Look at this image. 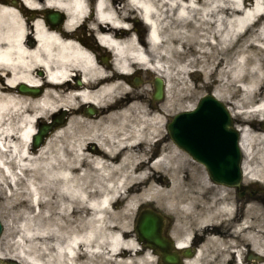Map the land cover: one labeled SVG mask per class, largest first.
<instances>
[{
  "label": "bare ground",
  "instance_id": "obj_1",
  "mask_svg": "<svg viewBox=\"0 0 264 264\" xmlns=\"http://www.w3.org/2000/svg\"><path fill=\"white\" fill-rule=\"evenodd\" d=\"M49 10L67 12L69 30L88 12L86 0H0V176L6 181L13 177L15 186L31 176L26 184L29 194L16 192L22 199L14 207L26 220L20 228H43L41 216L59 214L53 217L48 264H155V255L128 234L111 207L124 199L128 218L141 202L150 200L180 214L192 211L193 199L174 193L179 184L172 171L179 166V150L172 145L167 152L161 135L164 112L138 100L116 106L112 99L123 83H104L106 71L91 51L49 23ZM133 10L140 12L150 29L148 43L127 35L135 32L130 24ZM97 17L99 38L114 51L116 66L125 74L134 71V62L150 66L166 81L167 90L173 85L191 86V78L199 74L206 83L218 84L214 91L218 98L223 99L232 87L245 91L244 103H253L264 87V0H97ZM77 78L82 82L79 86ZM21 84L41 87L43 93L22 94ZM251 87L256 90L251 92ZM82 104L99 107L100 115L74 116L36 151L31 148L40 119L64 108L79 112ZM256 105L257 113L264 116V99ZM240 108L238 113H243ZM75 120H82L86 129L64 146L60 138L72 134ZM239 129L247 159L257 145L264 162V132L248 126ZM88 143L95 148H86ZM245 171L251 177L258 174L246 162ZM169 175L172 188L159 187ZM40 192L44 198L38 196ZM44 200L47 210L34 215L24 210L30 201L39 206ZM221 201L219 213L205 207V216L212 215L209 220L232 214L223 195ZM73 221L79 225L71 227ZM241 230H246L245 225ZM187 232L183 238L177 235L179 243L189 244ZM251 240L255 250L264 252L261 236L254 234ZM236 246L234 239L208 236L189 264L209 263L211 248L224 247L226 252ZM0 254L24 264H42L21 254Z\"/></svg>",
  "mask_w": 264,
  "mask_h": 264
},
{
  "label": "rangeland",
  "instance_id": "obj_2",
  "mask_svg": "<svg viewBox=\"0 0 264 264\" xmlns=\"http://www.w3.org/2000/svg\"><path fill=\"white\" fill-rule=\"evenodd\" d=\"M171 25H176V21H171ZM153 77V76H152ZM198 85V86H197ZM218 84L212 80L210 83H206L205 79L202 77V75L195 74L193 78H191V86H185L183 88H179V85H173L170 86V88L167 91V98L163 100L161 103H158L160 107L163 108V110L167 114L174 115L180 110L184 109L186 106L192 104L195 102L199 97H201L205 93H213L216 89V86ZM197 86V87H196ZM149 87L146 86L145 90H141L146 93L147 100L149 98ZM256 90L255 87H251L250 91L254 92ZM140 91V92H141ZM229 93H226L223 96V101L229 105L231 110L233 112L238 111L240 106L242 109L248 110L256 104V102L260 101L261 99H264V87H262L260 90H258V96L254 98L253 103H244L242 102V99L245 95V91L240 90L239 88H229ZM138 92V93H140ZM118 93L122 94V90H120ZM114 97V99L118 98V94ZM112 99V101L114 100ZM240 100L242 104H237V102ZM240 105V106H239ZM49 118L46 117V119ZM258 118L259 116L251 113V112H245V113H236L235 119L238 124H241V126H248L251 130H258ZM161 135L163 136L165 143L167 145V152H170L172 145L174 143L170 139L166 127L162 129ZM62 141H64V146H66V141L64 138H62ZM177 148V147H176ZM179 151H177L179 166L177 169L170 168V170L177 174V182L179 184V187L177 190L174 189V193L177 196H181V194H184L187 196V198L199 199L200 194L207 190V186L210 184L207 182V175L205 172V169L202 165L198 164L197 162L193 161V159L188 156L186 153H183L180 151L179 148H177ZM251 156L246 161L249 164H255L256 162L261 164V155L259 153L258 146L256 145L251 150ZM261 167L258 168L259 171H263L262 168H264V164L260 165ZM167 173H170V171ZM168 176V175H167ZM171 175H169V180H166L163 182V184L159 183L158 186L161 188H164L165 190H170L172 188L171 182ZM29 177H25V181L20 183L19 185L15 186L13 177L7 178L6 181L2 176H0V182H3L0 185V218L4 225L3 234L0 240V251L9 253L10 255H24L25 257L29 258L31 262H38L42 264H48L49 258L51 257V243H50V236L52 233V225H53V217H59V214H55L52 216H47L46 214L41 216V218H44V225L43 228L34 227L28 230H22L20 226L24 225L26 223L25 219H22V217L18 214V209L14 207L15 201H18L22 195L19 196L16 192L25 191L27 194H29V190L27 188V181ZM147 185V184H145ZM26 196L28 198L29 195ZM44 198L45 196L39 193ZM36 196H34L35 198ZM48 198V196H46ZM22 199V198H21ZM144 208H153L157 207L162 210H166L167 213H170L173 216L172 219V226L174 229L178 228L179 224V211L167 209L164 207L163 203L160 205L159 203L155 202L154 200L150 201H143ZM140 203V204H141ZM117 207L113 211L115 216H117V219L119 220L120 224H124L122 227L128 229V234L130 236L136 237V233L134 231V224L137 216V207L133 213L131 214V217H125L124 215V204L125 200L120 199L117 200L116 203ZM151 204V205H149ZM193 204V203H192ZM179 206V205H178ZM49 207L48 204L45 203V200L42 202L39 206H33L31 201L24 206V210L27 211L30 215H34L35 213H38L39 211L47 210ZM142 208V207H141ZM192 215V212H186V215ZM188 217V216H187ZM47 218H50L52 220H48ZM71 219V216L68 217ZM64 220V218H62ZM116 219V218H115ZM116 221L118 222V220ZM65 221V220H64ZM69 221V220H68ZM79 225L78 221H73L71 224L72 226ZM51 226V227H50ZM119 226V225H118ZM129 236V237H130ZM142 254V252H140ZM140 254V255H141ZM155 264H160L158 262V259H155Z\"/></svg>",
  "mask_w": 264,
  "mask_h": 264
},
{
  "label": "flooded vegetation",
  "instance_id": "obj_3",
  "mask_svg": "<svg viewBox=\"0 0 264 264\" xmlns=\"http://www.w3.org/2000/svg\"><path fill=\"white\" fill-rule=\"evenodd\" d=\"M89 5L91 7V16L86 18L87 20L85 21H79L71 30L66 28L68 20L67 16L60 17L57 23H55V26L61 28L66 34L72 36L75 41L83 44L84 48L91 51L101 68L106 71L108 81L119 80L118 78L122 77L123 80L120 82L127 85L129 84L134 90L135 88L144 86L145 81L147 82V78H144L143 84H140V80H138L140 78L135 74H119L112 49L99 40L98 32L101 26L96 22L97 17L95 16L96 11L94 1L90 0ZM134 26L133 29H136L135 34L138 39L144 42L149 34L148 28L145 27L142 22L135 23ZM127 35L125 33L124 37ZM140 76L142 80L143 77L142 75ZM133 95L134 94H127L122 98L121 102H130L133 99ZM149 103L151 104V102ZM99 115L100 113L92 116L85 112L79 114L70 113L65 116L64 122L66 125H69L71 121H73L72 117L74 116L86 119H96ZM59 119L60 117L58 114H54L51 117L50 120L53 126H55L56 121ZM75 121L74 126H77L78 124V126L81 125L80 120ZM68 135L70 136V134ZM89 148L93 149V146L90 145ZM202 199L208 203H210L211 200L215 201L214 191L212 190L208 194L202 196ZM225 200L232 206L233 212L230 216H226L224 222L219 225L216 224L215 219H211L203 225H199V219L204 218L203 220L206 221L212 215L206 217L199 206L201 204H198V214L193 218L195 226L192 240L188 245L179 246L182 259L181 264H189L190 257H197L198 252L205 244L207 237L213 235H219L225 239H234L239 246L230 249L226 248V252H224V247L218 248V250H216V248H211L208 251L211 255L209 263L208 260H206L204 261V264H213L215 261V264H264V260L260 259L259 253L253 250L252 241L248 239L249 228L253 231L252 235H259L264 239V181H250L244 179L242 185L238 189L226 187ZM241 224H245L246 230L237 232V228H239ZM178 235L179 237H183L184 232L179 231ZM240 247L242 250V256L238 262L236 257L237 250H239ZM261 257H264V254Z\"/></svg>",
  "mask_w": 264,
  "mask_h": 264
},
{
  "label": "water",
  "instance_id": "obj_4",
  "mask_svg": "<svg viewBox=\"0 0 264 264\" xmlns=\"http://www.w3.org/2000/svg\"><path fill=\"white\" fill-rule=\"evenodd\" d=\"M52 18V17H50ZM162 80L157 81L156 97L162 95ZM23 92L37 93L25 85ZM182 121L184 125H182ZM44 125L33 136L34 146H39L49 132ZM172 139L193 158L203 163L216 183L238 186L241 181V151L239 133L232 125L231 114L215 97H204L198 108L175 116L168 126ZM3 225L0 220V236ZM138 240L157 252L165 264H179V255L169 239L163 235V217L154 210L143 211L137 221ZM1 264H22L17 260L3 259Z\"/></svg>",
  "mask_w": 264,
  "mask_h": 264
}]
</instances>
